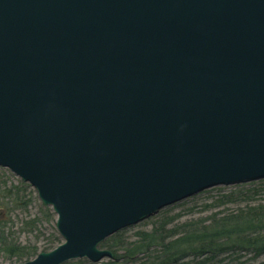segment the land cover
Instances as JSON below:
<instances>
[{
    "label": "water",
    "instance_id": "1",
    "mask_svg": "<svg viewBox=\"0 0 264 264\" xmlns=\"http://www.w3.org/2000/svg\"><path fill=\"white\" fill-rule=\"evenodd\" d=\"M0 167L65 241L22 264L264 179V0H0Z\"/></svg>",
    "mask_w": 264,
    "mask_h": 264
},
{
    "label": "trees",
    "instance_id": "2",
    "mask_svg": "<svg viewBox=\"0 0 264 264\" xmlns=\"http://www.w3.org/2000/svg\"><path fill=\"white\" fill-rule=\"evenodd\" d=\"M248 194L252 199L261 197L260 203H249L236 211L213 212L205 221L181 227H171L173 222H164L149 233H138L137 242H129L118 234L113 237L112 245L102 244L103 249L114 255L108 264H250V260H244L247 256L252 257L253 264H264L258 261L264 256V190ZM246 196L244 193L224 196L217 207L235 199H251ZM8 197L10 194L3 199ZM21 201L15 196L18 207H22ZM34 224L36 221L30 220L24 226L33 228ZM59 242V239L49 241L42 251L36 246H22L11 239L5 222L0 219V255L9 263L28 262L41 252L52 251ZM154 250H158L156 255L152 254ZM141 255L149 257L140 262Z\"/></svg>",
    "mask_w": 264,
    "mask_h": 264
},
{
    "label": "rangeland",
    "instance_id": "3",
    "mask_svg": "<svg viewBox=\"0 0 264 264\" xmlns=\"http://www.w3.org/2000/svg\"><path fill=\"white\" fill-rule=\"evenodd\" d=\"M264 190V179L258 181L244 182L234 185H222L205 190L191 198L183 200L175 205L168 206L160 210L157 214L145 219L137 225L126 228L113 236L108 237L102 244L109 242L114 243V236L125 238L129 242H137L138 233H149L154 227L166 222H173V226L181 227L186 223H200L207 220L213 212L236 211L249 203L255 205L260 203L261 197L252 199L248 192ZM244 193L250 200L235 199L231 203H226L217 207L218 201L224 196L230 194ZM10 197L3 199L5 196ZM15 196L21 201V206L14 202ZM17 198V197H16ZM0 219L5 222L7 234L22 246H36L40 251L49 244L53 239H59V245L64 243L56 228L57 216L50 206H45L36 190L29 184L22 181L7 168L0 167ZM35 220L33 228L24 226L26 221ZM100 244L99 249H103ZM58 247V246H56ZM108 250V249H105ZM158 250H154L156 255ZM149 256L141 255L138 260L145 261ZM244 260H250L253 264L252 257L247 256ZM264 262V256L258 260ZM73 264H93L88 260L72 261ZM81 262V263H80ZM9 263L0 255V264ZM109 260L105 259L98 264H108Z\"/></svg>",
    "mask_w": 264,
    "mask_h": 264
}]
</instances>
